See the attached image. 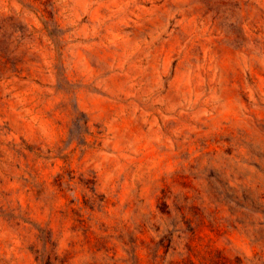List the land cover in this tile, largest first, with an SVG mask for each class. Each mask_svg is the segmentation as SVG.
<instances>
[{"label": "clouds", "instance_id": "1", "mask_svg": "<svg viewBox=\"0 0 264 264\" xmlns=\"http://www.w3.org/2000/svg\"><path fill=\"white\" fill-rule=\"evenodd\" d=\"M0 264H264V0H0Z\"/></svg>", "mask_w": 264, "mask_h": 264}]
</instances>
